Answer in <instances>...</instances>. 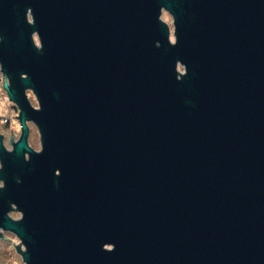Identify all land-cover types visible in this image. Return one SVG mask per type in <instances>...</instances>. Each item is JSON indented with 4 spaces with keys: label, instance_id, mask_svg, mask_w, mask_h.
Wrapping results in <instances>:
<instances>
[{
    "label": "water",
    "instance_id": "95a60500",
    "mask_svg": "<svg viewBox=\"0 0 264 264\" xmlns=\"http://www.w3.org/2000/svg\"><path fill=\"white\" fill-rule=\"evenodd\" d=\"M0 30L25 264H264V0H0Z\"/></svg>",
    "mask_w": 264,
    "mask_h": 264
},
{
    "label": "rangeland",
    "instance_id": "374dc122",
    "mask_svg": "<svg viewBox=\"0 0 264 264\" xmlns=\"http://www.w3.org/2000/svg\"><path fill=\"white\" fill-rule=\"evenodd\" d=\"M162 15H166L169 23L170 30L173 28V20L171 15L163 11ZM173 33V30H172ZM172 37L173 34H172ZM184 68L179 65V72H182ZM6 81L0 82V131L5 134L6 136V146L12 149V142L13 138L20 137V127H19V113L15 114L14 108L12 107L10 99L7 97V90L4 89V83ZM27 93L30 94L31 100L37 104L36 96L32 92V90H27ZM10 119L6 123L5 121ZM5 122V123H4ZM31 136L28 137V142L36 148H41L40 143V134L38 131V127L31 121H27ZM2 182L0 181V185ZM20 214L19 212L12 211V215ZM1 237H0V264H25L21 251L24 250L20 240L15 237L10 231L1 230ZM21 249V250H19Z\"/></svg>",
    "mask_w": 264,
    "mask_h": 264
},
{
    "label": "flooded vegetation",
    "instance_id": "af4514ba",
    "mask_svg": "<svg viewBox=\"0 0 264 264\" xmlns=\"http://www.w3.org/2000/svg\"><path fill=\"white\" fill-rule=\"evenodd\" d=\"M29 18H30V16H29ZM170 28V27H169ZM171 29V28H170ZM171 32H172V30H171ZM1 30H0V41H1ZM0 69H1V66H0ZM6 81V82H8L9 83V80H8V78H7V76L0 70V82H3V81ZM29 90V89H28ZM28 95V97H29V100L31 101V103L35 106V107H38V102H37V105L36 104H34V101L33 100H31L32 98L30 97V94H27ZM7 97L9 98V96H8V94H7ZM10 101V100H9ZM11 104H12V107L14 108V111H15V114L17 115V113H19V108H18V106L16 105V104H14L12 101H11ZM17 112V113H16ZM10 119H7L5 122L6 123H8L7 121H9ZM4 122V123H5ZM19 127H20V131H21V125H20V120H19ZM29 134H30V130H29ZM29 134H28V137H29ZM0 135L2 136V141H3V144H4V146L6 147V149H8L7 148V146H6V136H5V134L4 133H2V131H0ZM21 135V134H20ZM19 139V138H18ZM17 141V140H16ZM15 141V142H16ZM27 142H28V139H27ZM29 143V142H28ZM13 145H14V142H13V144H12V149H13ZM29 146H31V144L29 143ZM31 147H33V146H31ZM34 148V147H33ZM11 149V150H12ZM35 149V148H34ZM8 150H10V149H8ZM36 150H39V149H36ZM26 155H27V153H26ZM1 166V165H0Z\"/></svg>",
    "mask_w": 264,
    "mask_h": 264
}]
</instances>
